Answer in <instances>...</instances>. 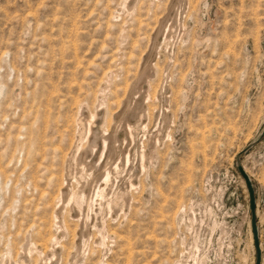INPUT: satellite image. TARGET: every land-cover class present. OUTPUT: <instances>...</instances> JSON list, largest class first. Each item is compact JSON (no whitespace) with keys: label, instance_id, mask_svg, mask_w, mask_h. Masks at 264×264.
I'll return each instance as SVG.
<instances>
[{"label":"rangeland","instance_id":"obj_1","mask_svg":"<svg viewBox=\"0 0 264 264\" xmlns=\"http://www.w3.org/2000/svg\"><path fill=\"white\" fill-rule=\"evenodd\" d=\"M239 154L264 264V0H0V264H255Z\"/></svg>","mask_w":264,"mask_h":264},{"label":"bare ground","instance_id":"obj_2","mask_svg":"<svg viewBox=\"0 0 264 264\" xmlns=\"http://www.w3.org/2000/svg\"><path fill=\"white\" fill-rule=\"evenodd\" d=\"M125 6V5H124ZM105 108V107H104ZM96 114V113H95ZM95 114H91L89 113V122L87 120H84L85 121V125H84V138H88L89 136H93L91 137L89 140H92L89 142V144L86 146V147H82L80 145H76L72 151V153L70 154L71 155V161H70V166H74V168L77 170L76 174L75 175H71L70 173V176L75 178L79 183L78 185H80L81 187V190L82 189H86L88 188L89 190L91 189V191L96 190L94 194H96L95 196L99 198L100 201H102V199L104 198V201H105V190L104 188L101 189L100 185H99V181H101V178L103 177L102 180H104V182L106 183V185H108L109 181H110V178H111V173L113 172L112 169H111V166L113 164V159H112V152H114L115 150V146H114V142H115V139L113 136H110L109 134H106V133H101L99 134L100 136L97 137L96 134L94 133V130H93V125H92V119H94L96 117ZM104 115V114H103ZM83 119V118H82ZM82 121V120H81ZM83 121V122H84ZM80 126V125H79ZM118 128V127H117ZM131 129V128H130ZM80 130V129H79ZM98 134V133H97ZM83 139V137H82ZM81 139V140H82ZM86 141V140H85ZM84 141V142H85ZM88 141V140H87ZM86 143V142H85ZM96 151H100L101 153V156H103V154L105 153V151H108V155L105 157L106 159L105 160H102L101 156H99L100 158H98L99 160H96L95 157H93V161L90 159L88 160V158L91 156L94 155V153ZM99 153V154H100ZM115 154V153H114ZM69 155V154H68ZM143 155V154H142ZM98 156V155H97ZM151 156V155H150ZM69 166V167H70ZM116 167V166H115ZM72 168V167H71ZM74 172V170H72ZM73 174V173H72ZM78 174V176H77ZM65 177V176H64ZM69 178V177H68ZM74 182V181H73ZM71 183V182H70ZM76 183V182H75ZM103 183V182H102ZM59 184V182H58ZM57 184V185H58ZM69 184V183H68ZM61 190H63L61 188ZM65 190V189H64ZM80 190V192H82ZM86 191V190H85ZM79 192V193H80ZM63 193V192H62ZM78 193V194H79ZM92 193V192H91ZM82 194V193H81ZM86 194V193H85ZM83 195V194H82ZM90 196V197H87V201H84L87 203V205L90 207H92L93 203H94V196ZM64 196V195H63ZM88 196V195H87ZM57 197V196H56ZM66 199H62V202L60 203L59 206V209H62L65 205L69 204L70 202L73 201V197L67 195L65 196ZM82 197V196H81ZM62 198V197H61ZM85 198H86V195H85ZM83 199V198H82ZM72 200V201H71ZM77 202H81V199L80 200H77ZM66 203V204H65ZM103 203V202H102ZM70 205V204H69ZM65 208V207H64ZM56 210V208H55ZM90 210V209H89ZM58 211V210H57ZM61 211V210H60ZM56 213V212H55ZM58 213V212H57ZM62 214V213H61ZM56 220V223L58 225H60V227H65V224H64V220L63 221H60L58 219V216H56L55 218ZM62 220V219H61ZM54 223V224H56ZM67 225V224H66ZM51 227V225H50ZM57 227V225H56ZM59 227V226H58ZM57 227V228H58ZM60 230V229H59ZM64 230V229H62ZM69 230V229H68ZM61 231V230H60ZM65 231V230H64ZM63 231V232H64ZM27 237V236H26ZM27 239V238H26ZM54 239V240H53ZM53 242H55L54 244H56V246L58 245L57 243L58 240L56 237H53ZM44 240V239H43ZM34 243V242H33ZM39 244V243H38ZM52 244V243H51ZM60 244V243H59ZM24 245V251H26L25 253L27 254V252H30L32 249H33V245L31 244V242L29 243H25L23 244ZM62 246V245H61ZM42 247V246H41ZM46 247V246H45ZM59 247V246H58ZM62 248V247H60ZM42 249V248H41ZM45 249V248H44ZM51 250V249H50ZM61 250V249H60ZM59 251V249H58ZM58 251L54 250L53 252H51V256L52 257H55V256H58ZM24 253V252H23ZM61 253V252H60ZM29 255V254H28ZM26 257V255H24ZM61 256V254L59 255ZM78 261V260H77ZM76 261V262H77ZM24 261L20 262L19 264H23Z\"/></svg>","mask_w":264,"mask_h":264},{"label":"water","instance_id":"obj_3","mask_svg":"<svg viewBox=\"0 0 264 264\" xmlns=\"http://www.w3.org/2000/svg\"><path fill=\"white\" fill-rule=\"evenodd\" d=\"M253 145L254 143H251L245 148L244 151H247ZM240 157L241 155L239 154L237 156V167L248 189L249 209L251 213V230H252V235H253L255 249H256L255 264H261L262 251L260 250L261 246H260V241H259V229H258V223H257V203H256L255 187H254L253 181H251L252 180L251 176L247 173L246 169L242 166Z\"/></svg>","mask_w":264,"mask_h":264}]
</instances>
